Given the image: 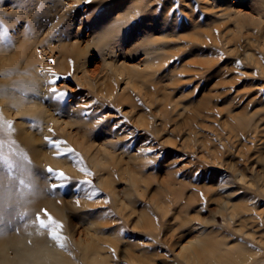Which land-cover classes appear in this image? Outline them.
<instances>
[{
	"label": "rangeland",
	"instance_id": "rangeland-1",
	"mask_svg": "<svg viewBox=\"0 0 264 264\" xmlns=\"http://www.w3.org/2000/svg\"><path fill=\"white\" fill-rule=\"evenodd\" d=\"M93 11L104 14L95 28ZM14 15L0 23L6 33L7 24H22ZM116 22L123 25L120 45L102 57L94 44ZM34 23L33 49L43 61L38 101L60 120L39 129L30 121L27 131L31 124L46 149L68 157L79 174L41 162L31 168L52 195L70 201L64 220L72 219L74 241L96 225L99 235L116 233L117 264H193L185 246L213 231L211 238L227 235L222 250L246 246L237 264H264V0H62ZM147 39L159 46L157 63L143 83L129 80L120 66L144 68ZM105 83L117 96L106 94ZM3 102L0 142L7 143L22 127ZM63 119L73 123L62 128ZM63 131L80 140L93 134L89 156L106 143L108 160L92 164ZM19 173L0 166V202L26 194ZM14 205L0 231L6 225L18 234L32 218ZM232 206L239 213L230 218ZM42 215L34 219L45 228ZM148 219L153 230L146 232Z\"/></svg>",
	"mask_w": 264,
	"mask_h": 264
},
{
	"label": "bare ground",
	"instance_id": "bare-ground-1",
	"mask_svg": "<svg viewBox=\"0 0 264 264\" xmlns=\"http://www.w3.org/2000/svg\"><path fill=\"white\" fill-rule=\"evenodd\" d=\"M3 1L5 0H0V23H8L11 15L19 14L22 24H18V26L13 24L16 27L7 24L6 29H9V33L0 28V71L6 73L4 78H7L6 82L0 84V102L4 101L2 103L3 108L7 112L9 111L11 116L21 119L17 125H20L22 130H16L15 135L12 136L14 140L7 143L0 142V155L7 157L5 161L0 160L2 162L0 166L9 164L16 167L20 170V176H23V180L28 181L29 185L27 184L28 187L22 185L23 190L26 191L25 195L22 193L23 196H16L13 200L9 195L10 201L7 198L0 202V220L7 222V219L11 218L10 213L13 211L12 207L15 201L14 207H17L18 204L21 209L27 210L29 213L32 212V218L30 215V221L18 234L12 233L6 225H4V229L2 227L0 231V264H117L115 259H112L114 249H117L119 242L115 238L116 233H113L112 237L99 235L100 228H96L95 225L82 232L86 236L74 241L76 230L70 229L72 219L67 222L64 220V208L70 201L65 200L61 193L52 195L49 186L46 187L47 179L44 176H37L31 168V164L41 162L43 166L50 164L57 169L65 170V172L79 174L78 169L70 163L68 157H56L52 154L55 148L46 149L41 137L37 136L33 127L36 126L39 129L44 122L50 120L58 122L60 120V116H56L51 109H47L38 101L43 78L37 68L40 63L43 64V61L38 57L33 45L37 28L40 26L34 23V19H38L39 15H50L55 10L57 3L62 2V0H9V6H5ZM40 2L39 10L36 12L31 10L32 6H38ZM93 12L94 18L92 22H89V25L95 28L104 14L98 15L95 11ZM69 22L70 25L72 21ZM122 26L121 23L116 22L109 27L111 30L100 33V38L94 47L97 48L102 57L105 54L106 56L111 55L114 48L120 45L121 34L119 33ZM54 27L55 25L52 26V28ZM51 31L45 33L43 40L50 41L51 36H53L50 34ZM7 35H9V39L5 37ZM60 36L62 35L59 34L58 51L61 53L65 49L62 43L65 38L60 39ZM152 42H154L152 39H147V44L142 48L146 54L144 68L120 66V69L125 70L129 80H142L143 83V79L148 74L147 70H150L157 63L158 54H156L155 49L159 46H151L150 43ZM103 60L105 64H108L105 58ZM103 87L106 94L117 96L110 83H105ZM3 118L0 117V122ZM30 121H33L34 125L31 126L30 124V130L27 131V122L30 123ZM72 123V121L63 119L62 128ZM63 132L66 135V132ZM67 133L68 144L73 143L79 146L92 164L102 165L105 160H108L109 153L106 143L100 145L96 152L89 156L93 134L87 137L88 131H85L83 139L80 140L76 139L70 132ZM110 192L112 195L115 194L113 187L110 188ZM4 207L9 212L2 211L1 209ZM226 208H230L228 203H226ZM231 208L233 211L229 212V217L233 218L239 213L237 212L239 208L237 206ZM40 211L43 212V219L48 222L45 228L37 222L39 217L34 219V215ZM146 227L143 228L146 232L153 230L152 219H148ZM212 232L204 231L195 244L191 242L189 246H185L189 249L186 257L193 264H211L208 262L210 259L218 264H237L236 255L244 254L246 246L238 244L222 250V246L227 244V235L216 234L214 238H211ZM69 241H73L75 244L74 249H71L70 245L67 246ZM217 250H221V252H217ZM200 252H202L201 255H199ZM123 253H126L125 249H123ZM76 255H78V259H75Z\"/></svg>",
	"mask_w": 264,
	"mask_h": 264
}]
</instances>
